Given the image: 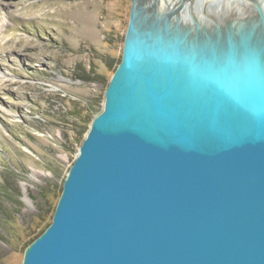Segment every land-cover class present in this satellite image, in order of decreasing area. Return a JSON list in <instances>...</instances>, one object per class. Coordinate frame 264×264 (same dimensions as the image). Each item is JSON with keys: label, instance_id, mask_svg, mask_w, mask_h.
<instances>
[{"label": "water", "instance_id": "1", "mask_svg": "<svg viewBox=\"0 0 264 264\" xmlns=\"http://www.w3.org/2000/svg\"><path fill=\"white\" fill-rule=\"evenodd\" d=\"M131 0L121 61L22 264H264V13Z\"/></svg>", "mask_w": 264, "mask_h": 264}, {"label": "rangeland", "instance_id": "2", "mask_svg": "<svg viewBox=\"0 0 264 264\" xmlns=\"http://www.w3.org/2000/svg\"><path fill=\"white\" fill-rule=\"evenodd\" d=\"M256 2L264 13V0ZM130 7L131 0H0V264H22L50 225L121 61ZM197 15L209 28L253 16L229 0H200Z\"/></svg>", "mask_w": 264, "mask_h": 264}, {"label": "bare ground", "instance_id": "3", "mask_svg": "<svg viewBox=\"0 0 264 264\" xmlns=\"http://www.w3.org/2000/svg\"><path fill=\"white\" fill-rule=\"evenodd\" d=\"M229 2H230L231 4H235V5H238V6H242V7H244V8H248L249 11H251V14L254 15L255 7H254V5H251V4L249 3V1H247V0H229ZM260 2H261V1H260ZM260 5H261V7H262V9H263L262 4H260ZM0 78H2V77H0ZM1 80H2V79H1Z\"/></svg>", "mask_w": 264, "mask_h": 264}, {"label": "trees", "instance_id": "4", "mask_svg": "<svg viewBox=\"0 0 264 264\" xmlns=\"http://www.w3.org/2000/svg\"><path fill=\"white\" fill-rule=\"evenodd\" d=\"M118 64H119V61H118ZM116 68H117V66L115 67V69H114V70H116ZM31 243H32V242H31ZM31 243H30V244H31ZM30 244H29V245H30ZM29 245H28V246H29Z\"/></svg>", "mask_w": 264, "mask_h": 264}]
</instances>
